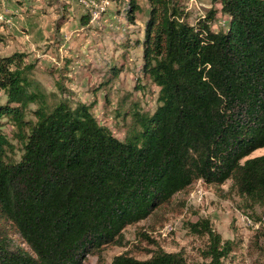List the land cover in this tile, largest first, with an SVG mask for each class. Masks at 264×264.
<instances>
[{
	"label": "trees",
	"instance_id": "trees-1",
	"mask_svg": "<svg viewBox=\"0 0 264 264\" xmlns=\"http://www.w3.org/2000/svg\"><path fill=\"white\" fill-rule=\"evenodd\" d=\"M124 1L132 21L140 5ZM216 1L228 16L218 30L215 9L190 23L180 0H147L142 69L157 105L133 107L122 139L89 105L49 102L23 52L0 56V264H82L199 179L230 181L247 207L264 205V154L249 157L264 146V0ZM191 226L208 238L196 264H221L231 242L206 218ZM110 264L186 263L158 249Z\"/></svg>",
	"mask_w": 264,
	"mask_h": 264
},
{
	"label": "rangeland",
	"instance_id": "rangeland-1",
	"mask_svg": "<svg viewBox=\"0 0 264 264\" xmlns=\"http://www.w3.org/2000/svg\"><path fill=\"white\" fill-rule=\"evenodd\" d=\"M86 1L0 0V6L11 5L2 13L9 18L0 19L4 35L0 56L23 52L26 62L34 64L30 77L42 83L49 102L62 98L71 104L79 101L89 105L98 121L122 139L133 107L153 111L157 105L159 88L142 69L141 42L148 3L137 0L140 10L130 21L124 0ZM180 3L190 23L215 9L211 28L227 25L228 16L221 11L219 1ZM60 18L62 23L57 25ZM5 100L0 91V103ZM1 122L5 134L16 143L11 122L6 117ZM261 154L264 146L249 157ZM230 185V181L219 186L194 181L149 217L125 226L119 243L88 254L82 264H110L119 254L144 260L158 249L179 252L186 264L202 262L208 238L194 233L191 226L202 218L209 220L223 241L231 242L221 264H264V205L247 207ZM10 236L12 244L26 248L17 233Z\"/></svg>",
	"mask_w": 264,
	"mask_h": 264
},
{
	"label": "crops",
	"instance_id": "crops-1",
	"mask_svg": "<svg viewBox=\"0 0 264 264\" xmlns=\"http://www.w3.org/2000/svg\"><path fill=\"white\" fill-rule=\"evenodd\" d=\"M11 5L9 4V5H2V6H0V14H1V17L3 18V19H6L7 20V18H9L8 17V15H3L2 13H5V11H6V8L7 7H10ZM2 21H0V23H1ZM4 22H6L5 20H4Z\"/></svg>",
	"mask_w": 264,
	"mask_h": 264
},
{
	"label": "built area",
	"instance_id": "built-area-1",
	"mask_svg": "<svg viewBox=\"0 0 264 264\" xmlns=\"http://www.w3.org/2000/svg\"><path fill=\"white\" fill-rule=\"evenodd\" d=\"M80 1H84V2H85L86 0H80ZM86 2H87V1H86ZM86 4H87V3H86ZM0 19H3V18L1 17V14H0Z\"/></svg>",
	"mask_w": 264,
	"mask_h": 264
}]
</instances>
